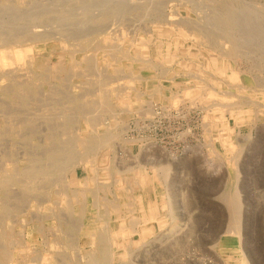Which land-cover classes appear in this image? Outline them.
Here are the masks:
<instances>
[{"label": "rangeland", "instance_id": "1", "mask_svg": "<svg viewBox=\"0 0 264 264\" xmlns=\"http://www.w3.org/2000/svg\"><path fill=\"white\" fill-rule=\"evenodd\" d=\"M25 1L1 0L0 19L2 22L0 21V25L1 23L7 25L8 23L6 24V22L9 21V23H11L10 26L14 25L12 27L13 29L17 26H27L28 21L26 18L29 13L26 14V12L28 8L32 6L31 8H34V10H42L46 4L45 9L50 8L51 11L54 10V12L51 13L52 17L50 19H43V24H46L44 29L47 31H55L56 29L51 30L48 27L53 25V28H58L57 26L63 25L62 27L67 29L70 28V30L73 31H79L82 29L86 32L87 37L84 38L78 35L75 37L76 40L70 39L69 45L71 47L69 48V51H63L60 42L57 40L48 43V47L46 46L47 48L42 44L36 46V51L40 53H38V60L22 72L30 78L28 82L22 87H15L16 89L14 88V91L12 90L10 93H7L4 89H0V181H7L6 184H0V264H101L100 258L104 250H108V253L110 251L109 254L113 253V250L116 253L114 258H111L110 255L107 256V259L105 260L106 264H241V262L244 261L247 264L248 262L250 264H264V44H262L264 43V0H96L95 2H93V0H48V2L47 0H42L43 2L40 0ZM97 2L98 4H96ZM101 2L102 5L100 6ZM50 3L55 6L50 5ZM106 3L108 7H104L106 6ZM197 3L199 5H197ZM36 5L42 6L41 9L39 7L37 8ZM47 5L48 7H46ZM117 6L119 7L116 9ZM128 6H131V8H127ZM226 7H228V9ZM88 9L89 13L83 15ZM196 9H200L201 12ZM232 9L233 12L235 11V14L230 11ZM65 10H75L76 12L78 10L79 12L77 17H72L73 19H70L65 16ZM236 10H239L238 13ZM258 11L260 13H258ZM11 12L12 16L13 14L18 15L15 13L18 12L20 17H16V15V18L10 16ZM240 12L242 14L248 13V18L254 19L255 22L248 19V22L252 25L246 23L247 18L246 20H244V18L247 16L244 14L242 15ZM5 13H7L8 15H6L8 17L10 16V18L6 15H3L4 17L1 15ZM148 15L150 17H148ZM170 15L172 17H170ZM187 15H189V18ZM227 15H229V17H233L234 15L236 18L239 17L235 20L241 23L245 21L242 25L247 24L246 28L250 29V32L252 29L253 32L254 30H259L258 33H256L257 31L254 33L251 32V37L247 36V33L250 34L249 30L246 29V31L243 32L242 29H244L245 26H241L240 28L237 25V23L240 24L239 22H236V25L231 23V17L229 18ZM180 17H182V19H180ZM191 17L193 18L191 19ZM240 17L243 18V20ZM257 18L259 22L257 21ZM11 19L13 22H11ZM14 20H16L15 23ZM220 22H222L223 25L227 23L225 26L235 25V27L230 26L232 29L225 26V28H220L222 26V23ZM71 24L72 26H70ZM5 25L2 30L8 32L9 28ZM54 25L57 26L55 27ZM67 25H69V27H66ZM217 25H219V27H217L218 29L216 28ZM128 26H130V28ZM210 26L212 27L210 28ZM256 26H258L259 29ZM188 27H190V29H187ZM237 27H239V29ZM87 28H91V31ZM97 29H100V31ZM220 29H223L224 31L222 30V32ZM234 29H241V32L246 34H239L241 32ZM87 30L90 32H87ZM92 30H96V33H91L93 32ZM217 30L220 31L218 32ZM121 31H123L124 36L120 35L122 34ZM125 31L127 33H125ZM228 31L231 35L228 34ZM224 33L228 34H226V38ZM219 35H221L222 38H220ZM252 35L259 38L262 37L263 39L254 38V40H252ZM244 36H247L250 39L246 37L248 41L244 40ZM215 37L217 38L215 39ZM230 37L232 41L229 40ZM141 38L144 41H141ZM211 38L212 40H215L216 43H214V41L210 42ZM223 38L224 41L222 40ZM130 39L133 41L135 40L134 43ZM238 39H241L244 44H240L243 42H240ZM110 40H112V42ZM154 40H156V42ZM184 40L186 42H184ZM216 40H218L219 43H217ZM228 40L231 41L230 43L232 44L229 43L228 45ZM253 41H255V46H257V44L262 45L261 49L255 47L253 45L254 43H252ZM114 43L117 45H114ZM224 43L230 48H236H229L228 50V47L226 46L227 48L223 49L226 45H224ZM245 43L248 44L245 45ZM133 44L136 45V47ZM209 44L210 46H208ZM237 45L238 47L241 45V49H238ZM251 45L257 49L250 48ZM140 46L141 48H139ZM245 47H248L250 50L248 51ZM243 48H245L244 50H246V52L243 51ZM236 49H238L239 52L243 51V54L237 52L238 50ZM251 49L255 52L252 53ZM230 50L235 52L232 53ZM229 51L231 54H228ZM187 52L189 53L187 54ZM226 54L232 55V57L227 56ZM220 55L225 56L220 57ZM235 61L236 63L234 64L233 62ZM114 62H117L118 64ZM237 64H239V66ZM149 65L150 67H148ZM256 65H258V67ZM20 67L23 68L25 66H22L21 64ZM120 67L122 69H120ZM230 68L233 70L236 69L235 71L237 73L239 72L238 75L241 82L238 80L236 83H232L229 80L232 73ZM243 68L245 71L242 70ZM91 71L93 72L91 73ZM195 75L197 77H194ZM114 78L116 80H114ZM119 80H121V82ZM112 82L118 83L113 84ZM117 85L119 88H117ZM260 86L262 87V90ZM120 87L125 89L122 90ZM192 87L194 88L192 89ZM94 89L96 92H94ZM133 89L135 90L133 91ZM190 89L192 91H190ZM214 89L219 95H216V93L213 94V99L207 97L210 96L209 94H212L211 92H214ZM85 91L87 92L86 96H84L86 93ZM158 91L161 95H159ZM230 91L231 93H229ZM90 92H92V94ZM141 92H144L145 94L142 93V95ZM128 93H130L129 97H127ZM199 93L200 96H198ZM79 94L81 95L79 96ZM124 94L125 96H123ZM173 94L175 96L170 97L171 95L173 96ZM134 95L139 96L135 97ZM202 96L205 97V100L202 99ZM175 97L178 100H176ZM222 97L224 99H229L228 101H230L231 98H234L235 100H231V104L226 101L229 103L228 105L224 102L227 99L222 100ZM172 98L174 101L176 100L175 103ZM178 101L179 103H177ZM124 103L125 105H123ZM215 103H220V110H218V106H216ZM234 103L238 107L236 105L233 106ZM141 104L142 106H140ZM210 105L211 107L208 108ZM226 105L227 108H225ZM204 106H207L205 109L207 112L203 109L205 108ZM33 107L36 108L34 109ZM51 107L54 108L55 112L52 111L47 113V109ZM78 107L81 108L79 109ZM140 107L141 111L139 110ZM177 107H180L181 110ZM88 108L91 110V113L88 112L87 116L91 119V122L87 125L82 118L84 117V113L87 110L89 111ZM223 108L226 110L223 111ZM42 109L46 112H43ZM95 109H97L98 113ZM147 109H152L153 111L150 112ZM82 110L85 111L83 112ZM137 110H139V114L137 112L136 115ZM213 110V113L209 112ZM238 110H244V112L247 111V114L244 113L243 117L239 116ZM254 110L256 112H254ZM148 111L150 114L147 113ZM178 111H180V113ZM153 112L157 113L158 117L157 115H153ZM159 112L161 113L160 117ZM206 113L208 116H205ZM147 114L149 118L147 117ZM75 115H77L76 119H74ZM70 117H72V121L68 123L67 118ZM204 117H207V119L205 120ZM73 120L76 122L73 123ZM203 122L205 124L209 123L208 125L210 126V129H204V126H209L207 124V126L204 125ZM54 124L55 127L53 126ZM147 125L150 128H147ZM124 127H126L125 130ZM49 128L52 129L49 130ZM49 131H51V133ZM219 131L220 133H218ZM52 133H55L56 135H53ZM112 135L115 136L113 137ZM206 136L208 137L206 138ZM217 136L218 138H216ZM79 138H83L87 141L85 147L83 146L81 148L77 145V140ZM98 138L103 141L110 140L111 143L109 145L111 148H106L104 151H100V149H98L99 146L97 145ZM105 138L107 139L104 140ZM215 138L219 142L216 141ZM210 141L212 142L211 145ZM228 144H235V146H233L235 150H232L231 152ZM56 147H59V150H62L64 147L63 150H66V152L64 154L61 153L60 159L45 161L42 157L47 154L49 149L55 150ZM212 149L216 152L214 150L212 151ZM237 155L239 156L238 159ZM138 157L139 159L136 160ZM74 158L81 159L82 164L77 168V171L72 172L74 167L71 168V166L67 164V160L70 159L71 161H74ZM235 160L237 162H234ZM90 161H95V163ZM217 161H221L223 164H219ZM88 163L92 164L90 165ZM35 165L38 167L48 165L50 167H47V169H49V175L43 179L41 178L42 181H40L37 186V190L32 192L27 188V181L29 178V170L33 169ZM31 166H33V168H30ZM66 166L67 168H65ZM68 166L70 168H68ZM208 167L211 169L209 168L208 170ZM130 168L131 171L127 172ZM158 168H161L162 170ZM214 168L217 170H220L221 168V170L216 173ZM94 169H96V171ZM139 169L141 170V175H139ZM136 171H138V175ZM167 174H169V177L165 178ZM220 175L221 177H219ZM87 176H89V178ZM95 176L97 181L95 180ZM141 177L146 178V183L143 184V186L140 182ZM118 179L125 180V183L122 185L121 183L118 184ZM130 179L131 181H129ZM166 179L167 181L165 184L164 181ZM93 181L95 183H93ZM103 181H107V184ZM138 181L140 183H138ZM100 182H103L104 184L102 183L100 185ZM236 188H238V190H236ZM102 189H104V191ZM236 191H238V194ZM236 194L241 197V236L228 232V230L231 229L232 223V214L229 210V204ZM139 195L141 197H139ZM23 199H25V201ZM34 199H41V206H32L29 211L27 204L34 202ZM56 200L58 203L54 204L56 203ZM64 201L67 205H64ZM140 202H143L144 210L141 209ZM149 202L156 207L157 216L159 219L163 220L164 226L160 228L158 222L154 220L152 221L153 223H147L146 226V228L153 230L152 235L142 238L139 233H134L131 235L130 240L125 239V242H123L122 237L119 236V241L122 247L117 249L115 247L111 248L110 240L114 239L115 236H113L110 231L113 229L114 231L120 229V225L117 222V214L111 209L112 206L115 204H133L131 209L125 206L121 209L124 215L123 220L125 226L128 225L127 227H130L132 221L134 222V220H136L137 223H141L144 214L148 215L150 213L149 209H147ZM171 203H173L171 206L172 208L169 209V204L171 205ZM71 209L73 212H71ZM28 211L29 213L32 212V217L29 216L30 214H28ZM106 211L107 214H105ZM143 211H145V213ZM199 221L202 222L200 223ZM198 223L202 225H197ZM81 228L83 230H81ZM176 228L181 232V228L183 230L184 228L187 229L185 232L183 231L184 234H181ZM172 230L173 232L170 233ZM88 233L90 235H96L97 240H95V244H92V238L87 235ZM177 235L178 237H176ZM100 239H103L104 243L99 241ZM188 240L190 243H188ZM235 242L236 244H234ZM158 243L163 244H161L160 247ZM239 243L243 250L241 252V246ZM174 249L176 251H174ZM176 252L178 253L176 254Z\"/></svg>", "mask_w": 264, "mask_h": 264}, {"label": "bare ground", "instance_id": "2", "mask_svg": "<svg viewBox=\"0 0 264 264\" xmlns=\"http://www.w3.org/2000/svg\"><path fill=\"white\" fill-rule=\"evenodd\" d=\"M1 1V0H0ZM9 1V0H8ZM13 1V0H12ZM25 1V0H24ZM41 2H43L42 0H40ZM44 1H46V0H44ZM66 1V0H65ZM96 0H93V2H95ZM100 1H102V0H100ZM99 1V2H100ZM110 1V0H109ZM116 1V0H115ZM119 1H121V0H119ZM118 1V2H119ZM124 1V0H123ZM122 1V2H123ZM134 1V0H133ZM132 1V2H133ZM136 1V0H135ZM246 1V0H245ZM23 2V1H22ZM26 2V1H25ZM27 2H28V0H27ZM36 2V1H35ZM47 2H48V0H47ZM80 2V1H79ZM114 2V1H113ZM129 2H131V1H129ZM140 2V1H139ZM152 2V1H151ZM154 2V1H153ZM161 2V1H160ZM202 2V1H201ZM206 2V1H205ZM231 2V1H230ZM52 3H54V2H52ZM105 3V2H104ZM115 3V2H114ZM120 3V2H119ZM123 3H125V2H123ZM162 3V2H161ZM164 3V2H163ZM226 3H228V2H226ZM67 4V3H66ZM88 4V3H87ZM86 4V5H87ZM96 4H98V2L96 3ZM121 4V3H120ZM196 4V3H195ZM194 4V5H195ZM199 4H200V2H199ZM198 3H197V5H199ZM205 4H207V3H205ZM46 5V4H45ZM45 5H44V7L42 8V10H34V8L32 9L31 7H29L28 8V10H27V12H26V14H28L27 15V21H28V25L26 26V25H22V26H20V27H16V28H12L13 26H10L11 25V23H9V21L8 22H6V24L7 25H5V24H3V23H1V25H0V89H4L5 91H7V93H10L15 87L17 88V87H22L24 84H26L27 82H28V80L30 79L29 77H27V75H25V74H23L22 72H24L25 71V69L27 68V67H30L32 64H34V63H36V61L38 60V53L39 52H37L36 51V46H39L40 44H42V45H45L44 47H48V43H52V42H54V41H59L60 42V46H61V48H62V50L63 51H69V48L71 47L70 45H69V41H70V39H72V40H76L75 39V37H77L78 35L79 36H82V37H87V34H86V32H84L82 29L81 30H79V31H73V30H70V28L69 29H67V28H64V27H62V26H57V25H54L55 27L57 26L58 28H53L52 26H50V27H48V28H50L51 30H53V29H56L55 31H47L46 29H44V27H45V25L43 24L44 22H43V19H50L52 16V14L51 13H53L54 12V10H52L51 11V9L49 8V9H45ZM50 5H52L51 3H50ZM58 5V4H57ZM71 5V4H70ZM102 5V2H101V4H100V6ZM106 6H104V7H108L107 6V3L105 4ZM110 5V4H109ZM116 5H118V4H116ZM127 5V4H126ZM139 5V4H138ZM160 5V4H159ZM165 5V4H164ZM201 5H202V3H201ZM208 5V4H207ZM211 5V4H210ZM238 5V4H237ZM37 6V5H36ZM52 6H55V5H52ZM59 6V5H58ZM94 6V5H93ZM96 6H98V5H96ZM95 6V7H96ZM112 6H114V5H112ZM120 6V5H119ZM119 6H117L116 7V9L119 7ZM125 6V5H124ZM191 6V5H190ZM205 6V5H204ZM40 8L41 9V7L42 6H37V8ZM46 7H48V5L46 6ZM51 7V6H50ZM57 7V6H56ZM64 7V6H63ZM84 7V6H83ZM121 7V6H120ZM150 7V6H149ZM156 7V6H155ZM231 7V6H230ZM6 8V7H5ZM12 8V7H11ZM10 8V9H11ZM31 8V9H30ZM77 8H80V7H77ZM90 8H92V7H90ZM100 8H103V7H100ZM126 8V7H125ZM127 8H131V6L129 7H127ZM127 8H126V10H127ZM151 8V7H150ZM166 8V7H165ZM204 8V7H203ZM206 8V7H205ZM227 9H228V7H226ZM60 9V8H59ZM74 9V8H73ZM94 9V8H93ZM92 9V10H93ZM191 9H193V8H191ZM207 9V8H206ZM205 9V10H206ZM209 9H210V7H209ZM219 9V8H218ZM238 9V8H237ZM256 9V8H255ZM33 10V11H32ZM84 10V9H83ZM98 10V9H97ZM155 10V9H154ZM197 11H200V9L198 10V9H196ZM219 10H221V9H219ZM12 11H14V10H12ZM29 11H31V12H29ZM89 11V9L87 10V12L85 11L84 12V14L83 15H87V13H89L88 12ZM94 11V10H93ZM92 11V12H93ZM101 11V10H100ZM156 11V10H155ZM194 11V10H193ZM224 11V10H223ZM229 11V10H228ZM231 12H233V9L232 10H230ZM239 11V10H238ZM238 11L236 10V12L238 13ZM248 11V10H247ZM255 11V10H254ZM8 12V11H7ZM78 10H77V12L75 11V10H65V16H67V17H69L70 19H73V18H75V17H77V15H78ZM81 12V11H80ZM83 12V11H82ZM92 12H90V13H92ZM162 12V11H161ZM180 12H181V10H180ZM201 12V11H200ZM206 12V11H205ZM249 12V11H248ZM14 13V12H13ZM15 13H17L18 15H16V17H20L19 15V13L18 12H15ZM94 13V12H93ZM122 13H123V10H122ZM177 13V12H176ZM219 13V12H218ZM234 14H235V11L233 12ZM232 13V14H233ZM241 13V12H240ZM257 13V12H256ZM258 13H260L259 11H258ZM7 13H5V14H1L2 16L3 15H6ZM11 14V15H10ZM9 15L10 16H12V12L10 13ZM145 14V13H144ZM159 14V13H158ZM175 14V13H174ZM207 14V13H206ZM227 14H230V13H227ZM242 14V13H241ZM241 14H239V15H241ZM244 14V13H243ZM242 14V15H243ZM247 14V15H246ZM246 14H244L245 16H247V17H245L244 18V20H246V18H247V22L246 23H249L248 22V13H246ZM251 14V13H250ZM8 15V14H7ZM6 15V16H7ZM15 15L13 14V16L15 17ZM155 15V14H154ZM178 15V14H177ZM205 15V14H204ZM239 15H237V16H239ZM1 16V17H2ZM10 16L8 17V18H10ZM12 16V17H13ZM185 16V15H184ZM189 15H187V17H188ZM199 16V15H198ZM218 16V15H217ZM228 17H229V15H227ZM235 16V15H234ZM234 16L233 17H229L230 18V20H232V22L231 23H233V24H235L236 22H239V21H236L235 19H237V18H239V17H237L236 18V16H235V18H234ZM250 16H252V15H250ZM264 16V15H263ZM4 17V16H3ZM15 17V18H16ZM73 17V18H72ZM144 17V16H143ZM147 17V16H146ZM148 17H150L149 15H148ZM170 17H172L171 15H170ZM179 17V16H178ZM243 17V16H242ZM189 18V17H188ZM193 17H191V19H192ZM200 18H201V16H200ZM204 18H205V16H204ZM241 18V17H240ZM13 19V18H12ZM11 19V22H13V20ZM25 19V18H24ZM128 19V18H127ZM180 19H182V17H180ZM221 19V18H220ZM242 20H243V18H241ZM3 20H4V18H3ZM62 20V19H61ZM119 20V19H118ZM132 20V19H131ZM204 20H206V19H204ZM210 20V19H209ZM249 20H253L254 21V19H249ZM0 21H1V19H0ZM18 21V20H17ZM58 21V20H57ZM56 21V22H57ZM120 21V20H119ZM118 21V22H119ZM130 21V20H129ZM151 21V20H150ZM153 21V20H152ZM195 21V20H194ZM250 21V22H251ZM257 21H258V18H257ZM2 22V21H1ZM5 22V21H4ZM16 22V20H14V23ZM54 22V21H53ZM52 22V23H53ZM177 22V21H176ZM183 22V21H182ZM206 22H208V21H206ZM211 22V21H210ZM209 22V23H210ZM223 22V21H222ZM222 22H220V23H222ZM243 22H245V21H243ZM243 22L241 23V22H239L240 24H238L237 23V25L241 28V26H245V28L244 29H242L243 30V32H245L246 31V29H248V28H246L247 26V24L246 25H242L243 24ZM255 22V21H254ZM259 22V21H258ZM133 23V22H132ZM178 23V22H177ZM230 23V24H231ZM49 24V23H48ZM85 24V23H84ZM163 24V23H162ZM180 24V23H179ZM208 24V23H207ZM227 23H225V25H226ZM249 24H251V23H249ZM249 24H248V26H249ZM260 24V23H259ZM259 24H257V25H259ZM4 25L6 26V27H8L9 28V30H8V32H6V30H2V28L4 27ZM9 25V26H8ZM59 25H61V24H59ZM75 25V24H74ZM73 25V26H74ZM144 25V24H143ZM160 25V24H159ZM168 25V24H167ZM175 25V24H174ZM185 25V24H184ZM188 25V24H187ZM194 25V24H193ZM225 25H223V23H222V26L220 27V28H222V27H224ZM236 25V24H235ZM235 25H232V26H234L235 27ZM252 25V24H251ZM256 25V24H255ZM70 26H72V24L70 25ZM95 26V25H94ZM100 26V25H99ZM140 26V25H139ZM152 26V25H151ZM158 26V25H157ZM198 26V25H197ZM231 25H227V26H225V27H229V29H232L231 27H230ZM261 26V25H260ZM259 26V27H260ZM66 27H69V25H67ZM75 27V26H74ZM90 27H92V26H90ZM129 28H130V26H128ZM162 27V26H161ZM169 27V26H168ZM176 27V26H175ZM174 27V28H175ZM178 27V26H177ZM182 27V26H181ZM194 27V26H193ZM208 27H209V25H208ZM212 26H210V28H211ZM217 27H219V25H217L216 26V28ZM224 27V28H225ZM239 27H237L238 29H239ZM252 27V26H251ZM257 28H258V26H256ZM93 28V27H92ZM140 28H142V27H140ZM155 28H157V27H155ZM185 28V27H184ZM204 28V27H203ZM210 28H207V29H210ZM215 28V27H214ZM223 28V29H224ZM250 28V27H249ZM254 28V27H253ZM4 29V28H3ZM88 29V28H87ZM91 29V28H90ZM90 29H88V30H90ZM95 29V28H94ZM148 29V28H147ZM171 29H172V27H171ZM187 29H190V27H188ZM202 29V28H201ZM205 29V28H204ZM218 29V28H217ZM222 29V30H223ZM227 29V28H226ZM254 29H256V28H254ZM259 29V28H258ZM87 30V32H90V31H88ZM98 30V29H97ZM102 30V29H101ZM123 30V29H122ZM162 30V29H161ZM180 30V29H179ZM178 30V31H179ZM191 30H192V26H191ZM195 30H196V28H195ZM210 30H212V29H210ZM215 30V29H214ZM221 30V29H220ZM219 30V31H220ZM221 30V31H222ZM225 30V29H224ZM223 30V31H224ZM234 30H236V29H234ZM241 29L240 30H236V31H238V32H241L242 31ZM249 30V33L250 34H248L247 33V36H249V37H251V32H253L252 31V29H251V32H250V29H248ZM261 30V29H260ZM93 31V30H92ZM98 31H100V29L98 30ZM124 31V30H123ZM123 31H121V33L122 34H120V35H123L124 36V33H123ZM137 31H138V29H137ZM137 31H136V33H137ZM143 31V30H142ZM218 31V30H217ZM216 31V32H217ZM218 31V32H219ZM222 31V32H223ZM229 31H233V30H229ZM229 31H228V34H229ZM255 31H257L256 33H258V31L259 30H254V32ZM96 33V30L95 31H93V32H91V33ZM186 32V31H185ZM193 32V31H192ZM198 32V31H197ZM222 32H220V33H222ZM225 32H227V31H225ZM243 32H241V33H239V34H242ZM253 32V33H254ZM263 32V31H262ZM125 33H127L126 31H125ZM135 33V34H136ZM199 33V32H198ZM234 33V32H233ZM252 33V34H253ZM117 34H119V33H117ZM157 34V33H156ZM187 34H188V30H187ZM223 34V33H222ZM227 34V33H226ZM225 33H224V35H225V38L227 37V35H226ZM237 34V33H236ZM244 34V33H243ZM246 34V33H245ZM244 34V35H245ZM262 34V33H261ZM166 35V34H165ZM191 35H192V33H191ZM199 35V34H198ZM229 35H231V33L229 34ZM104 36V35H103ZM125 36L127 37V35L125 34ZM133 36V35H132ZM135 36V35H134ZM200 36V35H199ZM220 36V38H222L221 37V35H219ZM234 36H235V34H234ZM246 36V37H247ZM253 36V35H252ZM261 36V35H260ZM102 37V36H101ZM131 37V36H130ZM136 37V36H135ZM166 37V36H165ZM189 37H190V35H189ZM203 37H206V36H203ZM212 37V36H211ZM245 37V36H244ZM245 37V39L244 40H247L248 41V39H250V38H246ZM110 38V37H109ZM115 38V37H114ZM113 38V39H114ZM121 38V37H120ZM122 38H124V37H122ZM129 38V37H128ZM132 38V37H131ZM161 38H164V37H161ZM187 38H188V36H187ZM217 37H215V39H216ZM254 38H259V37H255V36H253V39L252 40H254ZM112 39V40H113ZM115 39H117V38H115ZM186 39V38H185ZM204 39H206V38H204ZM243 39V38H242ZM259 39H263L262 37H260ZM112 40H110L111 42H112ZM124 40V39H123ZM130 40H132V39H130ZM189 40V39H188ZM194 40V39H193ZM211 40V41H210ZM210 40H208V41H210V42H213L214 41V43H216L215 42V40H212V38L210 39ZM223 41H224V38L222 39ZM221 40V41H222ZM229 40H231L232 41V39H231V37H230V39ZM228 40V45H229V43L231 42V41H229ZM235 40V39H234ZM238 40H240V42H243L241 39H238ZM251 40V41H252ZM258 40V39H257ZM256 40V41H257ZM109 41V42H110ZM133 41V40H132ZM131 41V42H132ZM135 41V40H134ZM134 41H133V43H134ZM141 41H144V40H142V38H141ZM155 42H156V40H154ZM206 41V40H205ZM217 41V43H219L218 42V40H216ZM223 41H222V43H223ZM226 41V40H225ZM105 42V41H104ZM116 42V41H115ZM165 42V41H164ZM172 42V41H171ZM184 42H186L185 40H184ZM195 42V41H194ZM209 42V43H210ZM235 42H236V40H235ZM238 42V41H237ZM258 42V41H257ZM262 42V41H261ZM106 43H108V42H106ZM141 43V42H140ZM162 43V42H161ZM226 43H227V41H226ZM226 43H224V45L226 44ZM252 43H254L253 45L255 46V41H253ZM76 44V43H75ZM136 44V43H135ZM138 44V43H137ZM154 44V43H153ZM152 44V45H153ZM157 44V43H156ZM211 44V43H210ZM210 44L208 45V46H210ZM230 44H232V43H230ZM240 44H244V42L243 43H240ZM246 44H248V43H245V45ZM262 44H264V43H262ZM106 45V44H105ZM112 45V44H111ZM110 45V46H111ZM114 45H117V44H115L114 43ZM114 45H113V47H114ZM132 45V44H131ZM134 45V44H133ZM207 45V44H206ZM211 45H213V44H211ZM223 45V44H222ZM249 45H250V41H249ZM121 46V45H120ZM135 47H136V45H134ZM158 46V45H157ZM179 46V45H178ZM200 46V45H199ZM218 46H219V44H218ZM227 46V44L225 45V47H223V46H221V47H223V49L224 48H227L226 47ZM233 46V45H232ZM231 46V47H232ZM234 46H236V45H234ZM241 46V45H240ZM240 46L238 47V45H237V47H238V49H241L240 48ZM46 47V48H47ZM149 47V46H148ZM147 47V48H148ZM155 47V46H154ZM171 47V46H170ZM214 47V46H213ZM255 47H257V48H259V49H261V47H262V45H260V44H257V46H255ZM119 48V47H118ZM138 48V47H137ZM139 48H141V46L139 47ZM159 48V47H158ZM191 48V47H190ZM215 48V47H214ZM220 48V47H219ZM229 48L230 47H228V50H229ZM233 48V47H232ZM232 48H230V49H232ZM234 48H236V47H234ZM233 48V49H234ZM246 48V47H245ZM245 48H243V51H245L246 52V50H244ZM250 48H253V49H257V48H254L252 45H251V47ZM150 49V48H149ZM160 49V48H159ZM163 49V48H162ZM217 49H218V47H217ZM238 49H236V50H238ZM246 49H248V51L250 50L248 47L246 48ZM259 49H258V51H259ZM124 50V49H123ZM157 50V49H156ZM165 50V49H164ZM210 50V49H209ZM252 50V49H251ZM129 51V50H128ZM128 51H125V52H128ZM160 51V50H159ZM159 51H158V53H159ZM189 51V50H188ZM231 51V50H230ZM230 51L228 52V54H231L230 53ZM242 51V52H243ZM164 52V51H163ZM214 52V51H213ZM232 53H234L235 51H231ZM237 52H239V50L237 51ZM242 52H239V53H242ZM244 52V53H245ZM253 52H255V51H253L252 50V53ZM123 53V52H122ZM134 53V52H133ZM161 53V52H160ZM189 52H187V54H188ZM223 53H224V51H223ZM226 53H227V51H226ZM264 53V52H263ZM40 54V53H39ZM82 54H84V53H82ZM101 54V53H100ZM104 54V53H103ZM125 54V53H124ZM131 54V53H130ZM198 54V53H197ZM228 54H226L227 56H231L232 57V55H228ZM236 54V53H235ZM234 54V55H235ZM243 54V53H242ZM76 55V54H75ZM97 55V54H96ZM106 55V54H105ZM148 55V54H147ZM161 55V54H160ZM175 55V54H174ZM178 55V54H177ZM237 55H238V53H237ZM255 55V54H254ZM261 55V54H260ZM188 56V55H187ZM196 56V55H195ZM198 56V55H197ZM223 55H220V57H222ZM225 56V55H224ZM223 56V57H224ZM83 57V56H82ZM96 57V56H95ZM101 57H103V56H101ZM100 57V58H101ZM107 57V56H106ZM111 57V56H110ZM109 57V58H110ZM149 57V56H148ZM179 57V56H178ZM209 57V56H208ZM211 57V56H210ZM219 57V56H218ZM233 57H236V56H233ZM46 58V57H45ZM44 58V59H45ZM74 58V57H73ZM91 58V57H90ZM113 58H114V56H113ZM113 58H111V59H113ZM117 58V57H116ZM141 58H143V57H141ZM228 58V57H227ZM230 58V57H229ZM72 59V58H71ZM81 59V58H80ZM92 59V58H91ZM94 59H96V58H94ZM149 59H151V58H149ZM197 59V58H196ZM223 59V58H222ZM231 59V58H230ZM233 59V58H232ZM74 60V59H73ZM104 60V59H103ZM179 60V59H178ZM242 60V59H241ZM43 61V60H42ZM80 61H82V60H80ZM117 61V60H116ZM123 61V60H122ZM180 61V60H179ZM178 61V62H179ZM187 61V60H186ZM231 61V60H230ZM244 61H245V59H244ZM247 61V60H246ZM256 61H258V60H256ZM48 62V61H47ZM112 62V61H111ZM196 62V61H195ZM243 62V61H242ZM254 62V61H253ZM45 63V62H44ZM96 63V62H95ZM114 63H117V62H114ZM137 63V62H136ZM141 63V62H140ZM160 63V62H159ZM186 63V62H185ZM189 63V62H188ZM193 63V62H192ZM234 64L236 63V61L235 62H233ZM258 63V62H257ZM22 64V66H25V67H23V68H21L20 67V65ZM70 64V63H69ZM96 64H98V63H96ZM108 64H110V63H108ZM118 64V63H117ZM122 64H124V63H122ZM149 64V63H148ZM162 64V63H161ZM187 64V63H186ZM196 64V63H195ZM202 64V63H201ZM242 64V63H241ZM261 64V63H260ZM45 65H46V63H45ZM48 65V64H47ZM56 65V64H55ZM95 65V64H94ZM112 65V64H111ZM136 65V64H135ZM199 65V64H198ZM229 65V64H228ZM238 66H239V64H237ZM264 65V64H263ZM63 66H64V64H63ZM102 66V65H101ZM160 66V65H159ZM188 66V65H187ZM257 67H258V65H256ZM148 67H150V65L148 66ZM169 67V66H168ZM180 67V66H179ZM237 67V66H236ZM249 67H252V66H249ZM264 67V66H263ZM41 68V67H40ZM188 68V67H187ZM186 68V69H187ZM252 68H254V67H252ZM34 69V68H33ZM44 69H45V67H44ZM120 69H122L121 67H120ZM132 69V68H131ZM144 69V68H143ZM148 69V68H147ZM151 69V68H150ZM171 69V68H170ZM231 69V68H230ZM31 70V69H30ZM29 70V71H30ZM63 70H64V68H63ZM92 70V69H91ZM97 70V69H96ZM116 70V69H115ZM142 70V69H141ZM191 70V69H190ZM236 70V69H235ZM235 70H233V69H231V76L229 77V80L233 83V82H235L236 83V81H238L239 80V72L237 73ZM241 70V69H240ZM242 70H244V68L242 69ZM28 71V70H27ZM119 71V70H118ZM157 71V70H156ZM160 71V70H159ZM202 71V70H201ZM207 71V70H206ZM227 71V70H226ZM230 71V70H229ZM245 71V70H244ZM254 71H255V69H254ZM259 71H261V70H259ZM264 71V70H263ZM45 72V71H44ZM58 72V71H57ZM93 71H91V73H92ZM103 72V71H102ZM119 72H121V71H119ZM124 72V71H123ZM131 72V71H130ZM129 72V73H130ZM208 72V71H207ZM252 72V71H251ZM78 73H79V71H78ZM118 73V72H117ZM261 73V72H260ZM264 73V72H263ZM52 74V73H51ZM81 74V73H80ZM83 74V73H82ZM98 74V73H97ZM209 74V73H208ZM241 74V73H240ZM249 74V73H248ZM53 75V74H52ZM79 75V74H78ZM114 75V74H113ZM138 75H140V74H138ZM169 75V74H168ZM189 75V74H188ZM31 76V75H30ZM83 76V75H82ZM89 76H90V74H89ZM88 76V77H89ZM112 76V75H111ZM141 76V75H140ZM176 76V75H175ZM182 76V75H181ZM205 76V75H204ZM261 76V75H260ZM259 76V77H260ZM46 77V76H45ZM59 77V76H58ZM98 77V76H97ZM105 77V76H104ZM107 77V76H106ZM194 77H197L196 75L194 76ZM215 77V76H214ZM244 77V76H243ZM253 77V76H252ZM60 78V77H59ZM58 78V79H59ZM72 78V77H71ZM87 78V77H86ZM99 78V77H98ZM110 78V77H109ZM163 78H165V77H163ZM208 78V77H207ZM206 78V79H207ZM228 78V77H227ZM66 79V78H65ZM64 79V80H65ZM92 79V78H91ZM90 79V80H91ZM94 79V78H93ZM118 79V78H117ZM120 79V78H119ZM128 79V78H127ZM200 79V78H199ZM256 79V78H255ZM46 80V79H45ZM52 80V79H51ZM99 80V79H98ZM114 80H116L115 78H114ZM122 80V79H121ZM121 80H119L120 82H121ZM138 80V79H137ZM168 80V79H167ZM210 80V79H209ZM220 80H221V78H220ZM228 80V79H227ZM258 80V79H257ZM260 80H262V79H260ZM58 81V80H57ZM66 81V80H65ZM70 81H71V79H70ZM94 81H96V80H94ZM118 81V80H117ZM132 81V80H131ZM139 81V80H138ZM179 81V80H178ZM240 81V80H239ZM263 81V80H262ZM72 82V81H71ZM78 82V81H77ZM146 82H148V81H146ZM145 82V83H146ZM154 82V81H153ZM169 82V81H168ZM177 82V81H176ZM212 82V81H211ZM221 82H222V80H221ZM229 82V81H228ZM241 82V81H240ZM68 83V82H67ZM98 83V82H97ZM110 83V82H109ZM113 83V82H112ZM114 83H118V82H114ZM113 83V84H114ZM128 83V82H127ZM171 83V82H170ZM188 83V82H187ZM197 83V82H196ZM234 83V84H235ZM93 84V83H92ZM135 84V83H134ZM176 84V83H175ZM218 84V83H217ZM221 84H223V83H221ZM241 84V83H240ZM68 85V84H67ZM67 85H66V87H67ZM84 85V84H83ZM86 85V84H85ZM225 85V84H224ZM264 85V84H263ZM48 86V85H47ZM118 86V85H117ZM123 86V85H122ZM141 86V85H140ZM200 86V85H199ZM206 86V85H205ZM212 86V85H211ZM217 86V85H216ZM227 86V85H226ZM242 86V85H241ZM251 86V85H250ZM256 86V85H255ZM262 86V85H261ZM260 86V87H261ZM65 87V88H66ZM82 87V86H81ZM99 87V86H98ZM113 87V86H112ZM124 87V86H123ZM145 87V86H144ZM195 87V86H194ZM194 87H192V89L194 88ZM215 87V86H214ZM218 87V86H217ZM258 87H259V85H258ZM257 87V88H258ZM15 88V89H16ZM116 88V87H115ZM114 88V89H115ZM117 88H119V86L117 87ZM120 88H122V87H120ZM130 88H131V86H130ZM134 88H135V86H134ZM216 88V87H215ZM241 88V87H240ZM246 88V87H245ZM52 89V88H51ZM51 89H50V91H51ZM68 89V88H67ZM85 89V88H84ZM114 89H113V91H114ZM125 89V88H124ZM123 88H122V90H124ZM128 89V88H127ZM146 89V88H145ZM180 89V88H179ZM213 89V88H212ZM229 89V88H228ZM253 89V88H252ZM251 89V90H252ZM71 90V89H70ZM109 90V89H108ZM130 90V89H129ZM135 89H133V91H134ZM164 90V89H163ZM166 90V89H165ZM171 90V89H170ZM197 90V89H196ZM208 90H210V89H208ZM261 90H262V87H261ZM263 90H264V88H263ZM14 91V90H13ZM50 91H48V92H50ZM87 91H88V89H87ZM100 91V90H99ZM146 91V90H145ZM148 91V90H147ZM162 91V90H161ZM184 91V90H183ZM185 91H186V89H185ZM188 91V90H187ZM190 91H192L191 89H190ZM190 91H189V93H190ZM216 90L214 89V92H211L212 94H209L210 96H207V97H210L211 99H213V94H215L216 92H215ZM253 91V90H252ZM25 92H28V91H25ZM24 92V93H25ZM69 92H71V91H69ZM81 92V91H80ZM86 92V91H85ZM94 92H96L95 91V89H94ZM124 92V91H123ZM126 92V91H125ZM131 92V91H130ZM136 92V91H135ZM155 92V91H154ZM171 92V91H170ZM169 92V93H170ZM181 92V91H180ZM219 92V91H218ZM223 92V91H222ZM21 93H22V91H21ZM91 94H92V92H90ZM89 93V94H90ZM98 93V92H97ZM100 93V92H99ZM120 93V92H119ZM139 93V92H138ZM142 93H144V92H141V94ZM150 93V92H149ZM153 93V92H152ZM151 93V94H152ZM158 93H159V95H161L160 94V92L158 91ZM174 93H175V91H174ZM196 93V92H195ZM229 93H231V91L229 92ZM229 93H228V95H229ZM254 93H255V91H254ZM20 94V93H19ZM74 94V93H73ZM86 94H87V92L84 94V96H86ZM127 94V93H126ZM130 93H128V96L127 97H129L130 95H129ZM137 94V93H136ZM145 94V93H144ZM184 94V93H183ZM182 94V95H183ZM186 94H187V92H186ZM205 94H206V92H205ZM204 94V95H205ZM227 94V93H226ZM18 95V94H17ZM81 94H79V96H80ZM114 95V94H113ZM120 95V94H119ZM122 95V94H121ZM133 95V94H132ZM143 95V94H142ZM165 95V94H164ZM180 95V94H179ZM192 95V94H191ZM203 95V96H204ZM216 95H219V94H217L216 93ZM215 95V96H216ZM221 95V94H220ZM233 95V94H232ZM48 96V95H47ZM47 96H45V97H47ZM52 96V95H51ZM71 96V95H70ZM83 96V95H82ZM83 96V97H84ZM109 96V95H108ZM123 96H125V94L123 95ZM135 96V95H134ZM136 96H139V95H136ZM135 96V97H136ZM175 95L173 94V96L171 95L170 97H174ZM186 96V95H185ZM187 96H188V94H187ZM186 96V97H187ZM198 96H200V93H199V95ZM197 96V97H198ZM202 96V97H203ZM223 96V95H222ZM240 96H242V95H240ZM61 97H62V94H61ZM67 97V96H66ZM112 97V96H111ZM180 97V96H179ZM189 97V96H188ZM194 97V96H193ZM205 97H206V95H205ZM205 97H203L202 99H204L205 100ZM219 97V96H218ZM226 97V96H225ZM19 98V97H18ZM49 98V97H48ZM48 98H46V99H48ZM51 98V97H50ZM78 98V97H77ZM80 98H82V97H80ZM98 98V97H97ZM123 98V97H122ZM140 98V97H139ZM168 98V97H167ZM196 98V97H195ZM201 98V97H200ZM214 98H216V97H214ZM221 98V97H220ZM219 98V99H220ZM127 99V98H126ZM129 99V98H128ZM164 99V98H163ZM175 99H176V97H175ZM224 98L222 97V100H223ZM225 99H227V98H225ZM224 99V100H225ZM61 100V99H60ZM93 100V99H92ZM98 100V99H97ZM166 100V99H165ZM172 100H173V98H172ZM176 100H178V99H176ZM175 100V101H176ZM193 100V99H192ZM210 100V99H209ZM229 99H227V100H225L224 102H226V101H228ZM231 100H235L234 98H231L230 99V101ZM41 101V100H40ZM43 101V100H42ZM57 101V100H56ZM55 101V102H56ZM67 101H69V100H67ZM120 101V100H119ZM125 101V100H124ZM128 101V100H127ZM149 101V100H148ZM175 101L173 100V102L175 103ZM207 101V100H206ZM211 101H214V100H211ZM220 101H221V99H220ZM230 101H228V102H230ZM101 102V101H100ZM130 102V101H129ZM137 102V101H136ZM140 102H141V100H140ZM151 102V101H150ZM149 102V103H150ZM172 102V101H171ZM181 102H182V100H181ZM198 102V101H197ZM215 102H216V100H215ZM223 102V101H222ZM221 102V103H222ZM223 102V103H224ZM233 102V101H232ZM9 103V102H8ZM113 103V102H112ZM119 103V102H118ZM128 103V102H127ZM134 103V102H133ZM143 103V102H142ZM162 103V102H161ZM168 103V102H167ZM177 103H179V101L177 102ZM176 103V104H177ZM186 103V102H185ZM184 103V104H185ZM207 103V102H206ZM242 103V102H241ZM6 104H7V102H6ZM49 104V103H48ZM59 104V103H58ZM99 104V103H98ZM102 104V103H101ZM131 104V103H130ZM144 104V103H143ZM148 104V103H147ZM183 104V103H182ZM216 104V103H215ZM226 104H228L229 105V103H227L226 102ZM230 104H231V102H230ZM33 105V104H32ZM31 105V106H32ZM44 105V104H43ZM123 105H125V103L123 104ZM178 105V104H177ZM176 105V106H177ZM187 105V104H186ZM213 105V104H212ZM219 105H220V103L219 104H216V106H218V110H220V108H219ZM236 104L234 103V105L233 106H235ZM253 105H255V104H253ZM252 105V106H253ZM85 106V105H84ZM88 106V105H87ZM127 106V105H126ZM140 106H142V104L140 105ZM155 106V105H154ZM160 106V105H159ZM181 106V105H180ZM237 106V105H236ZM241 106V105H240ZM251 106V105H250ZM45 107H46V105H45ZM44 107V108H45ZM101 107V106H100ZM121 107H122V105H121ZM128 107H130V106H128ZM156 107V106H155ZM154 107V108H155ZM174 107H175V104H174ZM193 107V106H192ZM196 107V106H195ZM195 107H194V109H195ZM199 107V106H198ZM205 107V106H204ZM207 107V106H206ZM206 107L205 108H203L204 110L206 109ZM209 107H211V105L210 106H208V108ZM231 107H232V105H231ZM238 107V106H237ZM255 107V106H254ZM259 107V106H258ZM261 107V106H260ZM9 108V107H8ZM34 109L36 108V107H33ZM39 108V107H38ZM71 108V107H70ZM73 108V107H72ZM79 108V107H78ZM81 108V107H80ZM79 108V109H80ZM94 108H95V106H94ZM94 108H93V110H94ZM126 108V107H125ZM134 108V107H133ZM151 108V107H150ZM163 108V107H162ZM178 108V107H177ZM180 108V107H179ZM178 108V109H179ZM217 108V107H216ZM225 108H227V105H226V107ZM229 108H230V106H229ZM83 109H85V108H83ZM89 109V108H88ZM107 109V108H106ZM161 109V108H160ZM170 109V108H169ZM183 109V108H182ZM189 109V108H188ZM197 109H199V108H197ZM196 109V110H197ZM202 109V108H201ZM224 109V108H223ZM258 109V108H257ZM10 110V109H9ZM14 110V109H13ZM43 110V109H42ZM73 110V109H72ZM75 110V109H74ZM87 110V109H86ZM96 110V112H97V109H95ZM122 110V109H121ZM139 110L141 111V107L139 108ZM139 110H137L136 111V115H137V112L139 111ZM143 110V109H142ZM147 110H149L150 112L151 111H153L152 109H147ZM162 110H164V109H162ZM174 110V109H173ZM179 110H181V108L179 109ZM185 110V109H184ZM215 110V109H214ZM214 110L213 111H209V112H214ZM218 110H216V111H218ZM226 109H224L223 111H225ZM1 111V110H0ZM12 111V110H11ZM55 112L54 111V108H48L47 109V113L48 112ZM83 112L85 111V110H82ZM91 110L89 109V111L87 110L85 113H84V117L82 118V119H84V123H86L87 125L89 124V122H91V119L87 116V113L88 112H90ZM126 111H127V109H126ZM145 111V110H144ZM149 111L147 112L148 114H150L149 113ZM156 111V110H155ZM154 111V112H155ZM161 111V110H160ZM206 112H207V110H205ZM229 111V110H228ZM228 111H226L227 113H229ZM232 111V110H231ZM239 111V110H238ZM246 111V110H245ZM43 112H46V111H44L43 110ZM61 112V111H60ZM59 112V113H60ZM67 112H69V111H67ZM66 112V113H67ZM96 112H95V114H96ZM105 112V111H104ZM135 112V111H134ZM152 113L153 115H157V113ZM157 112V111H156ZM164 112V111H163ZM179 113H180V111H178ZM177 112V113H178ZM220 112V111H219ZM247 112V111H246ZM246 112H244V110L242 111V110H240L238 113V115L239 116H242L243 117V114L244 113H246ZM250 112V111H249ZM254 112H256L255 110H254ZM62 113V112H61ZM76 113V112H75ZM91 113V112H90ZM98 113V112H97ZM122 113V112H121ZM169 113V112H168ZM167 113V114H168ZM172 113H174V112H172ZM181 113H182V111H181ZM225 113V112H224ZM235 113H236V111H235ZM235 113H234V115H235ZM261 113V112H260ZM9 114V113H8ZM54 114V113H53ZM64 114V113H63ZM93 114H94V112H93ZM93 114H91V115H93ZM138 114H139V112H138ZM145 114V113H144ZM144 114H141V115H144ZM148 114H147V117H148ZM160 112H159V117H160ZM163 114V113H162ZM170 114V113H169ZM230 114H232V113H230ZM247 114V113H246ZM256 114H258V113H256ZM256 114H255V116H256ZM31 115V114H30ZM62 115V114H61ZM70 115H72V114H70ZM97 115V114H96ZM117 115V114H116ZM120 115V114H119ZM171 115V114H170ZM253 115H254V113H253ZM60 116V115H59ZM69 116V115H68ZM67 116V117H68ZM115 116V115H114ZM123 116H124V114H123ZM146 116V115H145ZM205 116H208L207 115V113H206V115ZM49 117H50V114H49ZM61 117V116H60ZM76 117H77V115H75V117H74V119H76ZM113 117V116H112ZM157 117H158V115H157ZM161 117H162V115H161ZM166 117V116H165ZM168 117V116H167ZM31 118V117H30ZM44 118V117H43ZM66 118V117H65ZM71 118V119H70ZM70 118H67L68 119V123L70 122V121H72V117H70ZM97 118V117H96ZM99 118V117H98ZM104 118V117H103ZM118 118H119V116H118ZM145 118V117H144ZM149 118V117H148ZM152 118V117H151ZM205 118V120L207 119V117H204ZM27 119V118H26ZM49 119V118H48ZM47 119V120H48ZM60 119H62V118H60ZM66 119V120H67ZM95 119V118H94ZM106 119V118H105ZM236 119V118H235ZM234 119V120H235ZM241 119V118H240ZM3 120H5V119H3ZM21 120V119H20ZM59 120V119H58ZM100 120V119H99ZM107 120V119H106ZM114 120V119H113ZM153 120V119H152ZM220 120V119H219ZM224 120H225V118H224ZM227 120V119H226ZM237 120V119H236ZM242 120V119H241ZM12 121V120H11ZM25 121V120H24ZM35 121V120H34ZM62 121V120H61ZM64 121H65V119H64ZM116 121V120H115ZM119 121V120H118ZM117 121V122H118ZM142 121V120H141ZM159 121V120H158ZM221 121H222V119H221ZM5 122V121H4ZM19 122V121H18ZM74 122H76L75 120H73V123ZM121 122V121H120ZM143 122V121H142ZM220 122V121H219ZM228 122V121H227ZM241 122V121H240ZM257 122V121H256ZM11 123V122H10ZM53 123H55V122H53ZM113 123V122H112ZM204 123V122H203ZM223 123V122H222ZM226 123V122H225ZM17 124V123H16ZM19 124V123H18ZM29 124V123H28ZM44 124V123H43ZM60 124H62V123H60ZM79 124V123H78ZM114 124V123H113ZM119 124V123H118ZM121 124V123H120ZM207 124V123H206ZM205 123H204V125H206ZM209 124V123H208ZM207 124V125H208ZM213 124V123H212ZM215 124V123H214ZM218 124V123H217ZM254 124V123H253ZM64 125H65V123H64ZM67 125V124H66ZM86 125V126H87ZM101 125V124H100ZM143 125V124H142ZM146 125V124H145ZM144 125V126H145ZM203 125V126H204ZM206 125V126H207ZM211 125V124H210ZM235 125H236V122H235ZM248 125H249V123H248ZM256 125V124H255ZM51 126H52V124H51ZM54 127H55V124L53 125ZM61 126H63V125H61ZM107 126V125H106ZM105 126V127H106ZM152 126V125H151ZM209 126V125H208ZM227 126H228V124H227ZM233 126V125H232ZM35 127V126H34ZM59 127H60V125H59ZM79 127H80V125H79ZM104 127V128H105ZM149 126L147 125V128H148ZM236 127H237V125H236ZM29 128V127H28ZM27 128V129H28ZM46 128V127H45ZM110 128V127H109ZM125 128L126 127H124V130H125ZM150 128V127H149ZM210 129V126L209 127H205L204 126V129ZM33 129V128H32ZM35 129V128H34ZM48 129V128H47ZM50 129H52V128H49V130ZM58 129V128H57ZM61 129V128H60ZM128 129V128H127ZM9 130V129H8ZM29 130V129H28ZM31 130V129H30ZM62 130V129H61ZM66 130H67V128H66ZM123 130V131H124ZM227 130H229V129H227ZM227 130H224V131H227ZM63 131V130H62ZM62 131H61V133H62ZM68 131V130H67ZM69 131H70V129H69ZM108 131V130H107ZM221 131V130H220ZM220 131L218 132V133H220ZM240 131V130H239ZM8 132V131H7ZM6 132V133H7ZM30 132V131H29ZM32 132H33V130H32ZM36 132V131H35ZM34 132V133H35ZM50 133H51V131H49ZM56 132V131H55ZM71 132V131H70ZM210 132V131H209ZM213 132V131H212ZM230 132H231V130H230ZM10 133V132H9ZM25 133V132H24ZM58 133V132H57ZM207 133V132H206ZM215 133V132H214ZM217 133V132H216ZM229 133V132H228ZM20 134V133H19ZM53 135L55 134V133H52ZM111 134H112V132H111ZM222 134V133H221ZM240 134V133H239ZM56 135V134H55ZM218 135V134H217ZM220 135V134H219ZM225 135V134H224ZM78 136H79V134H78ZM88 136V135H87ZM113 136V135H112ZM115 136V135H114ZM113 136V137H114ZM118 136V135H117ZM124 136V135H123ZM122 136V137H123ZM128 136V135H127ZM22 137V136H21ZM80 137V136H79ZM109 137H110V135H109ZM208 136H206V138H207ZM226 137V136H225ZM224 137V138H225ZM62 138V137H61ZM104 138V137H103ZM140 138V137H139ZM209 138H210V135H209ZM216 138H218V136L216 137ZM215 138V140L216 141H218L217 139ZM232 138V137H231ZM66 139V138H65ZM86 139V138H85ZM99 139V138H98ZM107 138H105L104 140H106ZM111 139V138H110ZM220 139H221V137H220ZM233 139V138H232ZM67 140V139H66ZM69 140V139H68ZM115 140V139H114ZM143 140V139H142ZM214 140V141H215ZM223 140H225V139H223ZM226 140H227V138H226ZM135 141H137V140H135ZM134 141V142H135ZM143 142V141H142ZM207 142H209V141H207ZM219 142V141H218ZM61 143V142H60ZM63 143V142H62ZM111 142H110V140H108V141H103V140H98V142H97V145L99 146V148L98 149H100V151H104L106 148H111L110 147V144ZM139 143V142H138ZM153 143H154V141H153ZM211 141H210V145H211ZM225 143L227 144V142L225 141ZM86 144H87V141L86 140H84L83 138H79L78 140H77V145L79 146V147H85L86 146ZM132 144V143H131ZM113 145V144H112ZM128 145V144H127ZM144 145V144H143ZM206 145V144H205ZM221 145V144H220ZM208 146V145H207ZM228 146H230V149L229 150H231V152H232V150H235L234 149V147L233 146H235V144L233 145V144H228ZM210 147H212V146H210ZM237 147V146H236ZM118 148V147H117ZM121 148V147H120ZM141 148V147H140ZM146 148V147H145ZM62 149V148H61ZM63 149H64V147H63ZM59 150V147H56V149L55 150H53V149H49V151L47 152V154H45L42 158L45 160V161H53V160H55V159H60V157H61V153L62 154H64L65 152H66V150ZM84 150V149H83ZM113 150H116V149H113ZM214 149H212V151H213ZM241 150V149H240ZM141 151V150H140ZM215 151V150H214ZM239 151V150H238ZM84 152H85V150H84ZM146 152V151H145ZM216 152V151H215ZM218 152V151H217ZM208 153V152H207ZM239 153V152H238ZM242 154V153H241ZM83 155V154H82ZM100 155V154H99ZM192 155V154H191ZM206 155H208V154H206ZM210 155V154H209ZM235 155V154H234ZM105 156V155H104ZM142 156H143V154H142ZM181 156V155H180ZM228 156V155H227ZM238 156V155H237ZM150 157V156H149ZM219 157H220V155H219ZM223 157V156H222ZM87 158H89V157H87ZM95 158H96V156H95ZM144 158V157H143ZM142 158V159H143ZM214 158V157H213ZM236 158V157H235ZM239 158V156L237 157V159ZM75 159V158H74ZM92 159V158H91ZM91 159H88V160H91ZM93 159H94V157H93ZM110 159V158H109ZM137 159H139V157L138 158H136V160ZM151 159V158H150ZM236 159V160H237ZM85 160V159H84ZM84 160H83V162H84ZM212 160V159H211ZM234 161V162H237V161ZM142 161H144V160H142ZM208 161V160H207ZM215 161V160H214ZM213 161V162H214ZM87 162V161H86ZM90 162H94L95 163V161H90ZM109 162V161H108ZM155 162V161H154ZM218 162V161H217ZM26 163V162H25ZM219 164L221 163V164H223L221 161H219L218 162ZM227 163V162H226ZM24 164V163H23ZM48 164H50V163H48ZM53 164V163H52ZM67 164L68 165H70L71 166V168H73L74 167V169H73V171L72 172H74V171H77V168H79L80 166H81V164H82V160L81 159H75L74 161L72 160H67ZM88 164H90V163H88ZM92 164V163H91ZM90 164V165H91ZM110 164V163H109ZM126 164V163H125ZM124 164V165H125ZM156 164V163H155ZM209 164V163H208ZM214 164V163H213ZM213 164H211V165H213ZM119 165V164H118ZM43 166V167H42ZM41 167H38V166H34V168H33V166H31L30 168H33V169H31V170H29V178H28V181H27V188L30 190V191H32V192H34V191H36L37 190V186L39 185V183H40V181H42L41 180V178L43 179V178H45V177H47L48 175H49V169H47V167H50V166H48V165H42ZM122 166V165H121ZM129 166V165H128ZM144 166V165H143ZM146 166V165H145ZM158 166H159V164H158ZM202 166V165H201ZM210 166V165H209ZM215 166V165H214ZM227 166V165H226ZM106 167H107V165H106ZM127 167V166H126ZM152 167V166H151ZM163 167V166H162ZM210 167H212V166H210ZM210 167H208L207 169L209 170V168ZM7 168V167H6ZM65 168H67V166L65 167ZM68 168H70L69 166H68ZM97 168V167H96ZM108 168V167H107ZM106 168V169H107ZM125 168V167H124ZM98 169V168H97ZM158 169H161V168H158ZM163 169H164V167H163ZM211 169V168H210ZM4 170V169H3ZM8 170V169H7ZM11 170V169H10ZM95 171H96V169H94ZM138 170V169H137ZM162 170V169H161ZM214 170H215V172L217 173V172H219L220 170H221V168H220V170H217V169H215L214 168ZM131 171V168L130 169H128L127 170V172H130ZM141 170L139 169V175H141L142 173L140 172ZM160 171V170H159ZM164 171V170H163ZM170 171H172V170H170ZM230 171V170H229ZM236 171H237V168H236ZM4 172V171H3ZM115 172V171H114ZM133 172V171H132ZM137 172V175H138V171H136ZM145 172V171H144ZM162 172V171H161ZM166 172V171H165ZM239 172V171H238ZM10 173H12V172H10ZM82 173V172H81ZM121 173V172H120ZM126 173V172H125ZM124 173V174H125ZM146 173V172H145ZM212 173V172H211ZM210 173V174H211ZM96 174V173H95ZM151 174V173H150ZM219 174V173H218ZM237 174V173H236ZM114 175H116V174H114ZM156 175V174H155ZM157 175H158V173H157ZM157 175H156V177H157ZM162 175V174H161ZM161 175H159V176H161ZM169 174H167L166 176H165V178H168L169 176H168ZM213 175V174H212ZM211 175V176H212ZM214 176V175H213ZM64 177H66V176H64ZM88 178H89V176H87ZM94 177V176H93ZM111 177V176H110ZM132 177V176H131ZM140 177V176H139ZM219 177H221V175L219 176ZM82 178V177H81ZM134 178V177H133ZM138 178V177H137ZM136 178V179H137ZM163 178H164V176H163ZM116 179V178H115ZM216 179V178H215ZM239 179V178H238ZM238 179H237V181H238ZM67 180H68V176H67ZM95 180H96V176H95ZM102 180V179H101ZM119 180V179H118ZM134 180V179H133ZM19 181V180H18ZM54 181H55V179H54ZM53 181V182H54ZM97 181V180H96ZM115 181V180H114ZM129 181H131V179L129 180ZM167 181V179L164 181V183ZM90 182V181H89ZM103 182H105V181H103ZM102 182V183H103ZM110 182V181H109ZM108 182V183H109ZM118 182V184L119 183H121V185L123 184V183H125V180H119V181H117ZM134 182H136V181H134ZM140 182H141V184H142V186H143V184H145L146 183V178L145 177H141V180H140ZM139 181H138V183H140ZM191 182V181H190ZM218 182V181H217ZM6 184L7 183V181H0V184L2 185V184ZM93 183H95L94 181H93ZM98 183V182H97ZM101 182H100V185L102 184ZM106 184H107V181L105 182ZM138 183H136V184H138ZM55 184V183H54ZM73 184V183H72ZM104 184V183H103ZM117 184V183H116ZM166 184V183H165ZM87 185L89 186V184L87 183ZM95 185V184H94ZM97 185V184H96ZM87 186V187H88ZM91 186V185H90ZM132 186H133V184H132ZM140 186V185H139ZM60 187V186H59ZM117 187V186H116ZM124 187V186H123ZM136 187V186H135ZM180 187V186H179ZM128 188H130V187H128ZM133 188V187H132ZM140 188V187H139ZM59 189V188H58ZM79 189V188H78ZM116 189H118V188H116ZM120 189V188H119ZM53 190H55V189H53ZM76 190V189H75ZM103 191H104V189H102ZM122 190H123V188H122ZM121 190V191H122ZM165 190H167V189H165ZM236 190H238V188H236ZM67 191V190H66ZM97 191V190H96ZM109 191H110V189H109ZM124 191V190H123ZM122 191V192H123ZM164 191V190H163ZM16 192V191H15ZM56 192V191H55ZM238 191H236V193H237ZM14 193V192H13ZM20 193V192H19ZM98 193V192H97ZM129 193H131V192H129ZM164 193H165V191H164ZM167 193V192H166ZM83 194V193H82ZM81 194V195H82ZM133 194V193H132ZM131 194V195H132ZM170 194V193H169ZM238 194V193H237ZM236 194V196L234 197V199H232L231 201H230V204H229V210H230V212H231V214H232V223H231V229H229L228 230V232L229 233H231V234H234V235H238V236H241V228H242V224H241V202H240V195H237ZM18 195V194H17ZM57 195H58V193H57ZM62 195V194H61ZM33 196V195H32ZM67 196V195H66ZM65 196V197H66ZM79 196V195H78ZM128 196V195H127ZM130 196V195H129ZM144 196V195H143ZM142 196V197H143ZM171 196V195H170ZM227 196V195H226ZM85 197V196H84ZM97 197H98V195H97ZM133 197V196H132ZM139 197H141L140 195H139ZM185 197V196H184ZM186 197H187V195H186ZM185 197V198H186ZM20 198V197H19ZM35 198V197H34ZM62 198V197H61ZM114 198H115V196H114ZM168 198V197H167ZM175 198V197H174ZM231 198V197H230ZM229 198V199H230ZM49 199H50V197H49ZM49 199H47V200H49ZM104 199V198H103ZM118 199V198H117ZM133 199V198H132ZM170 199V198H169ZM227 199V198H226ZM16 200V199H15ZM24 201H25V199H23ZM58 200V199H57ZM57 200H56V203H54V204H57L58 202H57ZM85 200H86V198H85ZM95 200V199H94ZM142 200V199H141ZM130 201V200H129ZM137 201V200H136ZM187 201V200H186ZM222 201V200H221ZM27 202V201H26ZM30 202V201H29ZM107 202H108V200H107ZM122 202V201H121ZM164 202V201H163ZM172 202V201H171ZM175 202V201H174ZM28 203V202H27ZM45 203V202H44ZM64 205H67L66 204V202L64 201ZM98 203V202H97ZM96 203V204H97ZM141 203V209L142 210H144V205H143V202H140ZM170 203V202H169ZM53 204V205H54ZM94 204V203H93ZM113 204V203H112ZM123 204V203H122ZM172 204L173 203H171V205L169 204V206H170V208L169 209H171L172 207ZM175 204H176V202H175ZM223 204H224V202H223ZM59 205V204H58ZM102 205V204H101ZM135 205H137V204H135ZM164 205V204H163ZM32 206H35V207H40L41 206V199L39 200V199H34V202H32V203H30V204H27V207H28V210L30 211V209L32 208ZM79 206V205H78ZM85 206V205H84ZM97 206H98V204H97ZM123 206H125V207H127V208H132V206H133V204L132 203H126V204H124V205H120V204H115L114 206H112V210L117 214V222L119 223V225H120V229L119 230H117V231H114V229L113 230H111L110 232H111V234L113 235V236H115L114 237V239H111L110 240V242H111V248L112 247H115L116 249L117 248H119V247H122V245L120 244V241H119V236H121L122 237V239H123V242H125L126 240L125 239H128V240H130V237H131V235L132 234H134V233H139L140 234V236L142 237V238H146L147 236H149V235H152L153 234V230L152 229H148V228H146V226H147V223H150V222H152V221H157L158 222V224H159V227L160 228H162L163 226H164V224H163V220H161V219H159L158 218V216H157V212H156V207L154 206V204H152L151 202H149V204H148V208L147 209H149V211H150V213L147 215V214H144V218H142L143 219V221H141V223L139 222V223H137V221L136 220H134V222L132 221V225L130 226V227H127V226H125V222H124V220H123V217H124V215H123V213H122V211H121V209L123 208ZM183 206V205H182ZM11 207V206H10ZM43 207V206H42ZM83 207V206H82ZM105 207V206H104ZM174 207V206H173ZM212 207V206H211ZM99 208V207H98ZM164 208V207H163ZM177 208V207H176ZM182 208V207H181ZM180 208V209H181ZM244 208V207H243ZM53 209V208H52ZM106 209V208H105ZM126 209V208H125ZM135 209H137V208H135ZM166 209V208H165ZM190 209V208H189ZM191 210V209H190ZM29 211H28V214H30L29 216L30 217H32L33 215H32V212H30L29 213ZM41 211H42V209H41ZM49 211V210H48ZM89 211V210H88ZM161 211V210H160ZM171 211V210H170ZM27 212V211H26ZM37 212V211H36ZM46 212V211H45ZM71 212H73L72 211V209H71ZM132 212V211H131ZM144 213H145V211H143ZM38 213H39V211H38ZM137 213V212H136ZM147 213V212H146ZM172 213V212H171ZM105 214H107V211H106V213ZM131 214V213H130ZM164 214V213H163ZM9 215V214H8ZM114 215V214H113ZM165 215V214H164ZM62 216H63V214H62ZM112 216V215H111ZM192 216V215H191ZM82 217V216H81ZM164 217V216H163ZM170 217H171V214H170ZM74 218V217H73ZM134 218V217H133ZM1 219V218H0ZM41 219V218H40ZM66 219V218H65ZM173 219V218H172ZM33 220V219H32ZM111 220V219H110ZM129 220V219H128ZM65 221V220H64ZM73 221V220H72ZM71 221V222H72ZM85 221V220H84ZM176 221V220H175ZM174 221V222H175ZM180 221V220H179ZM179 221H177V222H179ZM243 221V220H242ZM52 222V221H51ZM111 222V221H110ZM200 222V221H199ZM202 222V221H201ZM200 222V223H201ZM74 223V222H73ZM98 223V222H97ZM108 223H109V221H108ZM143 223V224H142ZM153 223V222H152ZM188 223V222H187ZM200 223H198L197 225H199ZM55 224V223H54ZM53 224V225H54ZM100 224H101V222H100ZM107 224V223H106ZM127 224V223H126ZM141 224H142V226H141ZM229 224V223H228ZM139 227H138V226ZM185 225V224H184ZM200 225H202V224H200ZM34 226V225H33ZM194 226V225H193ZM36 227H38V226H36ZM36 227H34V228H36ZM59 227V226H58ZM75 227V226H74ZM90 227V226H89ZM177 227H179V226H177ZM185 227V226H184ZM186 227H187V225H186ZM200 227V226H199ZM138 228V229H137ZM158 228V227H157ZM183 228V227H182ZM181 228V230H182V232L181 231H179L177 228H176V230H178V232H180L181 234L183 233V231L185 232V230L187 229H185L184 228V230ZM230 228V227H229ZM116 229V228H115ZM200 229V228H199ZM81 230H83L82 228H81ZM173 230H175V229H173ZM173 230L170 232V233H172L173 232ZM189 230V229H188ZM167 231V230H166ZM193 231V230H192ZM33 232V231H32ZM38 232V231H37ZM197 232V231H196ZM227 232V231H226ZM180 233H178V234H180ZM25 234V233H24ZM76 234H77V232H76ZM96 234V233H95ZM138 234V235H139ZM174 234V233H173ZM180 234V235H181ZM184 234V233H183ZM193 234H194V232H193ZM53 235V234H52ZM89 237H91L92 238V241H93V243L92 244H95V240H97V238H96V235H90L89 233L87 234ZM99 235V234H98ZM168 235V234H167ZM196 235V234H195ZM194 235V236H195ZM233 235V236H234ZM61 236V235H60ZM158 236V235H157ZM156 236V237H157ZM164 236H166V235H164ZM190 237H192L191 235H189ZM229 236V235H228ZM237 236V237H238ZM99 237V236H98ZM112 237V236H111ZM138 237V236H137ZM174 238H176V237H178V235L175 237V236H173ZM187 237H188V235H187ZM28 238V237H27ZM174 238H172V239H174ZM228 238V237H227ZM239 238H241V237H239ZM50 239V238H49ZM165 239V238H164ZM169 239V238H168ZM167 239V240H168ZM242 239V238H241ZM84 240V239H83ZM141 240V239H140ZM224 240V239H223ZM99 241H101V242H103L104 243V240L103 239H100ZM174 241H176V240H174ZM192 241V240H191ZM240 241V240H239ZM83 242V241H82ZM194 242V241H193ZM233 242V241H232ZM75 243V242H74ZM151 243H152V241H151ZM166 243V242H165ZM188 243H190L189 242V240H188ZM159 244V243H158ZM161 244H163V243H161ZM161 244H159V246L161 245ZM174 244H175V242H174ZM176 244H179V243H176ZM234 244H236V242L234 243ZM82 245V244H81ZM147 245V244H146ZM216 245V244H215ZM239 245H240V243H239ZM73 246V245H72ZM199 246V245H198ZM241 246V245H240ZM125 247V246H124ZM146 247V246H145ZM161 247V246H160ZM171 247V246H170ZM175 247V246H174ZM178 247V246H177ZM144 248V247H143ZM142 248V249H143ZM164 248V247H163ZM187 248V247H186ZM116 249H115V251H116ZM132 249V248H131ZM182 249H183V247H182ZM154 250V249H153ZM178 250V249H177ZM48 251H49V248H48ZM94 251V250H93ZM130 251V250H129ZM140 251V250H139ZM138 251V252H139ZM172 251V250H171ZM174 251H176L175 249H174ZM179 251V250H178ZM181 251V250H180ZM241 251H243L242 250V246H241V250H240V252ZM26 252V251H25ZM96 252V251H95ZM164 252V251H163ZM109 253H110V251H109ZM108 253V250L106 251V250H104V252L102 253V256H101V260H100V263L101 264H106L105 262V260L107 259V256L108 255H110L111 256V258L113 257L114 258V255L116 254L115 252H114V250H113V253H111V254H109ZM142 253V252H141ZM178 252H176V254H177ZM28 254V253H27ZM93 254V253H92ZM129 254V253H128ZM173 254V253H172ZM179 254H180V252H179ZM178 254V255H179ZM243 254H245V253H243ZM33 255V254H32ZM134 255V254H133ZM175 255V254H174ZM181 255V254H180ZM42 256V255H41ZM52 256V255H51ZM79 256V255H78ZM158 256V255H157ZM176 256V255H175ZM31 257V256H30ZM168 257V256H167ZM194 257V256H193ZM242 257V256H241ZM32 258V257H31ZM50 258V257H49ZM171 258V257H170ZM174 258V257H173ZM191 258V257H190ZM244 258V257H243ZM246 258V257H245ZM33 259V258H32ZM31 259V260H32ZM127 259V258H126ZM129 259H130V257H129ZM141 259V258H140ZM139 259V260H140ZM221 259V258H220ZM113 260V259H112ZM117 260V259H116ZM131 260V259H130ZM168 260V259H167ZM170 260V259H169ZM174 260V259H173ZM245 260H247V259H245ZM11 261H12V259H11ZM46 261V260H45ZM164 261V260H163ZM233 261V260H232ZM34 262V261H33ZM115 262V261H114ZM179 262V261H178ZM184 262V261H183ZM221 262V261H220ZM113 263V262H112ZM168 263V262H167ZM171 263V262H170ZM176 263V262H175ZM86 264V263H85ZM96 264H98V263H96ZM172 264H174V263H172ZM200 264V263H199ZM222 264V263H221ZM241 264H247L245 261L244 262H241ZM248 264H250L249 262H248Z\"/></svg>", "mask_w": 264, "mask_h": 264}]
</instances>
